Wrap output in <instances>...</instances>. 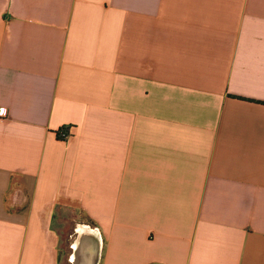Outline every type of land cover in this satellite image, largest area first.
Instances as JSON below:
<instances>
[{"label": "crops", "instance_id": "crops-1", "mask_svg": "<svg viewBox=\"0 0 264 264\" xmlns=\"http://www.w3.org/2000/svg\"><path fill=\"white\" fill-rule=\"evenodd\" d=\"M2 108L0 264H264V0H0Z\"/></svg>", "mask_w": 264, "mask_h": 264}, {"label": "built area", "instance_id": "built-area-1", "mask_svg": "<svg viewBox=\"0 0 264 264\" xmlns=\"http://www.w3.org/2000/svg\"><path fill=\"white\" fill-rule=\"evenodd\" d=\"M0 114H1L2 116L6 115V109H5V108H2V109L0 110ZM57 135H58L60 138L65 139V138H67V137L70 136V132L68 131V129H66V128H62V129H59Z\"/></svg>", "mask_w": 264, "mask_h": 264}]
</instances>
